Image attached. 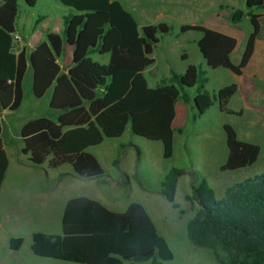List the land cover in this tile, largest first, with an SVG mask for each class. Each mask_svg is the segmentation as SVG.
<instances>
[{"label":"trees","instance_id":"1","mask_svg":"<svg viewBox=\"0 0 264 264\" xmlns=\"http://www.w3.org/2000/svg\"><path fill=\"white\" fill-rule=\"evenodd\" d=\"M23 1L30 7L37 2ZM57 1L70 8L62 16L61 33L48 32L29 53L24 48L15 53L19 1L0 0V109L14 111L21 105L29 63L32 94L41 98L53 87L49 105L58 111L54 119L31 118L20 128L21 151L32 165L47 162L48 167L56 168L70 164L79 177L102 176L103 167L87 149L105 138H119L127 127L134 135L160 141L163 157L170 158L178 101L193 103L190 107L196 116L214 100L223 112L243 114L228 107L238 90L237 83L219 88L212 96L205 89L206 70L199 65L188 64L183 73L171 70L155 87L148 85L144 70L154 62L152 53L160 41L159 34L169 31L167 23L139 27L134 14L118 0ZM245 6L246 10L232 8L228 15L233 24L245 16L251 24L237 64L230 58L236 46L234 37L200 24L180 25L181 33H201L197 46L207 68L243 73L254 50L260 18L264 17V0H245ZM65 44L72 46V64L67 71L61 70L58 62ZM95 53L108 54V61L93 60ZM223 130L227 155L219 170L235 171L252 165L259 145L240 140L231 124H224ZM1 133L0 124V176L5 165ZM181 173L173 167L160 183V193L173 206ZM191 194L198 208L186 222V233L193 245L210 249L217 264H264V172L227 186L220 197L205 179L191 183ZM22 243V237H11L8 246L18 250ZM30 249L36 256L79 264H163L173 259L166 239L141 203L131 202L123 212H114L83 196L66 202L61 234L33 232Z\"/></svg>","mask_w":264,"mask_h":264},{"label":"rangeland","instance_id":"2","mask_svg":"<svg viewBox=\"0 0 264 264\" xmlns=\"http://www.w3.org/2000/svg\"><path fill=\"white\" fill-rule=\"evenodd\" d=\"M19 1L18 30L29 31V22L36 23L43 20L50 28L62 31V16L69 13L70 8L57 0H37L33 7L27 6L23 0ZM125 8L130 10L139 27L144 24L165 22L170 29L167 33L159 34L160 41L155 46L152 57L153 64L146 68L144 76L149 86L154 87L155 82L168 74L169 71L183 73L188 62L195 65L202 63V55L198 50L196 38L201 35L199 31L179 32L182 24H200L213 26L214 21L220 20L221 30L234 34L239 43L241 38L251 30L247 16L240 22L233 24L228 15L235 8L246 10L245 0H118ZM223 5V8H219ZM26 23L20 27V22ZM261 36L264 38V19H261ZM40 29V28H39ZM50 32V31H48ZM20 34V33H19ZM20 36V35H19ZM21 37V36H20ZM241 37V38H240ZM187 57L183 59L182 53ZM69 50L60 58V64L69 63ZM91 58L100 63L108 61V54H92ZM202 67V66H201ZM204 68V67H202ZM223 69V68H220ZM152 70L155 77L149 74ZM170 73V72H169ZM216 73V72H215ZM223 77L210 78L205 89L212 94V88L221 83ZM31 74L27 72L23 81L24 97L20 107L14 111L2 113L0 109V124L2 138L7 147L21 143L20 128L31 118L45 116L55 118L56 110L49 105V94L36 98L31 90ZM157 84V83H156ZM259 109L246 110L242 115L218 113V102L204 115L194 119L190 117L182 125L181 133H175L173 154L170 158L162 156V143L148 140L134 135L129 127L119 138L105 139L104 142L90 148L94 156L105 170V176L97 178L99 193L104 201L110 199L113 180L118 179V166L112 161L116 158L120 168L127 172L125 184L115 188L117 193L113 204L116 211H124L130 202L142 203L151 216L159 234L167 241L173 252V259L163 264H217L208 248L193 245L186 233V222L195 214L197 204L192 198L191 183H198L205 179L212 187L216 197H220L223 190L244 178L264 172V80L258 88ZM193 94V91H192ZM216 95V93H215ZM251 97V96H250ZM193 105L190 103L189 107ZM245 106L244 98L233 97L228 107L239 110ZM227 122L236 128L240 140L259 145L260 151L257 160L250 166L235 171H220L218 163L225 160L227 147L224 130L221 122ZM251 123V127L249 124ZM213 142V144H212ZM125 145V148L122 145ZM182 170L177 179L174 202L171 205L160 193V183L165 173L173 168ZM87 184L84 192L87 195L95 193L92 184ZM110 191V192H109ZM115 194V193H114ZM113 194V195H114ZM108 204V203H106ZM110 206V205H108ZM111 207V206H110ZM109 207V208H110ZM113 208V207H111ZM47 211V210H46ZM45 218L36 220L31 227L13 230L11 237L21 236L24 244L15 255L20 258V264H75L53 258L34 255L29 246V228L43 231L48 234H61L62 208L57 209V202L46 213ZM24 227V225L22 226ZM124 264H134L124 261ZM140 264H151L150 261Z\"/></svg>","mask_w":264,"mask_h":264},{"label":"crops","instance_id":"3","mask_svg":"<svg viewBox=\"0 0 264 264\" xmlns=\"http://www.w3.org/2000/svg\"><path fill=\"white\" fill-rule=\"evenodd\" d=\"M261 19H264V17L260 18V30L255 40L253 53L241 75H235L233 72L225 68L220 69L221 67L215 69H209L206 67L203 58H202V63L200 64L202 67H204L203 69L206 70L207 82L210 80L211 76L212 78H215L216 75L217 77H223L221 83L218 84V86H216L215 88H212V94H211L212 96L215 95V93L219 88L227 84H230L231 82L237 83L238 90L233 97L239 96L241 99L243 97L245 106H243L239 110H235L229 107V109L235 113L240 110H242L244 113L248 109L251 110V108L255 110L259 109L257 106H253L252 104L258 105L260 100L257 98L258 97L257 95L259 94L258 88L260 83L264 80V38H262L261 36V30H262ZM17 21L15 24L14 34H18L21 36V39L24 42L23 48L27 53H29L32 49H34V47L38 43H40L45 39L48 31L60 33L59 31L50 28L49 26L51 25L49 26L48 24L45 25V22L43 20H41L38 23H31L30 21L29 31L20 32L18 30L19 26L17 27L18 25ZM25 23L26 22L22 20L20 22V27L24 26ZM221 26H222L221 21L216 20L214 21L213 26H206V27L230 35L236 39V46L232 51L230 58L233 63L237 64L241 59L247 37L251 32V30L246 34V37L245 36L243 38L240 37L242 40L239 43L238 38L234 34L221 30L220 28ZM199 37L200 36L196 38V44ZM68 50L70 52L68 55L69 63L66 64L65 61H63V64L61 65L60 59L58 60L61 66V70L62 67H65L66 68L65 71H67V69L72 64V46L65 44L64 54ZM182 54L186 55L185 52H183ZM188 64H194V63L188 62ZM27 72H30L31 74L30 83L32 84V69L29 63H27V68L23 77V81L25 79ZM169 72L165 76V78L169 77ZM176 73H180V72H176ZM149 74L153 76V78L155 77V74L153 73L152 70L149 71ZM163 79L164 78L157 80L155 82V86L158 85ZM31 84H30V90H31ZM52 89L53 87H50L43 95L46 96L47 94H49V101L52 94ZM23 97H24V91H23ZM233 97H231V99ZM214 101L213 104L204 113H202L199 118H201V116H204L210 110L211 107L217 104V102L214 103ZM217 108H218L217 112L222 114L223 111L219 109V106ZM7 111L9 110L1 109L2 113ZM189 111H193V109L189 107V104L187 105L181 101L176 102L175 117L172 121V128L174 130L173 146H174L175 133L176 132L181 133L178 131V129H182V125L185 124L187 119L190 117ZM57 114L58 111H56L55 117L57 116ZM191 117L194 119L197 116L196 114L192 113ZM181 121L183 122V124H180ZM226 123L227 122L224 121L221 122L220 127L222 128V130H223V125ZM249 127H251V123L249 124ZM1 140H2L1 156L3 155L4 157L5 165H4L3 173L0 176V264H20V258H18L15 255V252H18L21 249L22 245L24 244V239L21 247L18 250H11L8 246L9 239L11 238L10 233L13 230L31 227L36 220L45 218V216L47 215L46 213L51 210V208L54 205V202L55 203L57 202V209H59L60 207L62 208V213H63L64 206L69 199L83 196L98 201L108 210L114 212H120V211H116L114 205H111V203L113 204L114 199L116 200L117 193H119V191H117L115 188H117V186L125 184V177L127 176L128 173L120 168V164L119 162H117L116 158L112 161V163L118 166L119 169L117 175L118 179L113 180L114 186L112 187V189H110L111 191H115V192L111 193L109 191L111 194L110 199H112L113 201L109 200L105 202L103 197L101 196V193H99V184L94 182L99 177L104 178L105 170L102 176L93 177V178H82L74 174L70 164H63L56 168H51L48 167L47 162H45L41 166H34L28 160V156L23 154L21 151L23 142L16 144L15 147L13 146L7 147L5 141L2 138V133H1ZM97 146H91L87 150L94 155V153L90 151V148ZM122 147L125 148V145L123 144ZM162 153H163V146H162ZM224 161L218 163V165L220 166ZM92 182H94L92 184V187L97 192L95 193V191H93L90 196L85 194L84 188L87 186V184H91ZM108 205H110L113 208H111ZM23 225L24 227H22ZM33 232H37V230H34L33 228H29V233H30L28 236L29 246L31 244V235ZM75 264H79V263H75Z\"/></svg>","mask_w":264,"mask_h":264},{"label":"built area","instance_id":"4","mask_svg":"<svg viewBox=\"0 0 264 264\" xmlns=\"http://www.w3.org/2000/svg\"><path fill=\"white\" fill-rule=\"evenodd\" d=\"M13 40H14V51L15 53H19L24 47V42L18 34H14Z\"/></svg>","mask_w":264,"mask_h":264},{"label":"water","instance_id":"5","mask_svg":"<svg viewBox=\"0 0 264 264\" xmlns=\"http://www.w3.org/2000/svg\"><path fill=\"white\" fill-rule=\"evenodd\" d=\"M62 70H64V71H65V70H66V68H65V67H62Z\"/></svg>","mask_w":264,"mask_h":264}]
</instances>
